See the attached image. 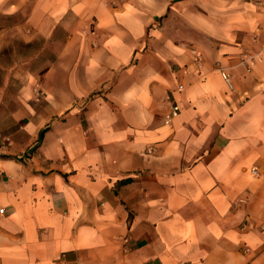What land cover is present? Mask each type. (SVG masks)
<instances>
[{
  "label": "crops",
  "instance_id": "obj_1",
  "mask_svg": "<svg viewBox=\"0 0 264 264\" xmlns=\"http://www.w3.org/2000/svg\"><path fill=\"white\" fill-rule=\"evenodd\" d=\"M1 209L0 264H264V0H0Z\"/></svg>",
  "mask_w": 264,
  "mask_h": 264
},
{
  "label": "built area",
  "instance_id": "obj_2",
  "mask_svg": "<svg viewBox=\"0 0 264 264\" xmlns=\"http://www.w3.org/2000/svg\"><path fill=\"white\" fill-rule=\"evenodd\" d=\"M250 68H251V65H248L247 69H250ZM221 76H222L223 80L225 81V83L227 84L228 88L231 89V82H230L229 75L226 72L222 71ZM178 90L181 91L182 90V86H179ZM178 113H179L178 106L177 105H172L171 108H170L169 114L166 116V123H169L172 119L177 117ZM2 212H3V210L1 209L0 213H2ZM245 251L248 252L249 250L246 248Z\"/></svg>",
  "mask_w": 264,
  "mask_h": 264
}]
</instances>
